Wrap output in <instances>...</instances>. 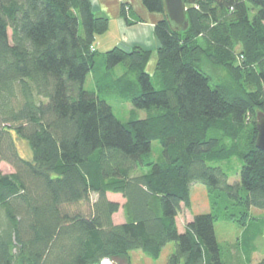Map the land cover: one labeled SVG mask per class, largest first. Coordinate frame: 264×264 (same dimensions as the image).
<instances>
[{
  "label": "trees",
  "instance_id": "16d2710c",
  "mask_svg": "<svg viewBox=\"0 0 264 264\" xmlns=\"http://www.w3.org/2000/svg\"><path fill=\"white\" fill-rule=\"evenodd\" d=\"M184 1L186 30H171L163 15L155 23L150 72L152 53L140 46L91 50L108 19L90 0H0V159L15 169L0 171V264H132L131 251L157 259L169 242L165 264H231L217 220L236 222L251 241V208H264L255 119L264 112V0ZM141 4L162 14V0ZM99 58V90H117L145 117L123 122L85 89ZM233 158L240 179L230 182L223 163ZM196 182L210 209L179 232ZM91 192L97 199L85 208ZM107 192L125 199L121 224Z\"/></svg>",
  "mask_w": 264,
  "mask_h": 264
},
{
  "label": "rangeland",
  "instance_id": "374dc122",
  "mask_svg": "<svg viewBox=\"0 0 264 264\" xmlns=\"http://www.w3.org/2000/svg\"><path fill=\"white\" fill-rule=\"evenodd\" d=\"M9 31V35H10ZM239 49V48H237ZM154 57V56H153ZM100 58L97 60V67L92 70L89 75L87 76V79L85 81V89L90 91H96L100 94V96L104 97L107 102L111 105L113 112L115 116L123 121L126 122L132 118H143L146 115V110L144 109H138L133 107L129 102L125 101L121 95L118 93L117 90L113 88L107 89V91L99 90L97 85V78L96 75L101 73V67H100ZM155 61L150 60V63L147 66V69L149 71H152ZM122 70V67L119 66L115 70V72H119ZM17 144L19 147L20 155H28V149L24 142L17 139ZM162 148L158 141L152 142V150H151V156L152 159L157 160L158 157L161 156ZM241 162L233 158L232 161H227L223 163L224 168L227 169L230 177L229 181L234 182L236 180L240 179L238 168L240 169ZM0 171L3 173H12L15 171L14 167L7 161L0 159ZM110 193V194H109ZM107 198L110 201L117 202L119 204V209L117 212H115L112 215V220L114 224H117V222H121L125 220V212L123 209V204L125 203V199L120 195V193H113V192H107L106 193ZM190 201H191V207L187 209L182 205L181 215L185 217V215L188 216V214L191 215L192 221L194 215L200 214V213H206L209 211V201H208V193L206 186L202 183L196 182L192 183L190 186ZM97 199V194L91 192L89 202L84 203L85 208L89 206L90 204L94 203ZM89 205H88V204ZM251 215L253 217L252 224L250 226H253L255 229V233L251 237L250 242L248 239H245L244 232L246 229H244L242 226L237 224L233 221H227V220H217L215 222V234L217 237V240L221 246V253L224 262L227 263L228 261H231V264H260L263 262L264 264V208H257L252 207L251 208ZM116 222V223H115ZM121 224V223H120ZM257 233V234H256ZM175 250V243L169 242L167 243L162 251L160 256L157 259L151 258L147 255H145L140 250H135L133 253H130V262L132 264H165L168 256ZM239 252H250L251 253V259L248 260L246 263H243L242 258L239 259L240 255ZM232 257V259H231ZM115 263L112 262V264H126L127 258L126 257H114ZM117 259L121 260V262H118Z\"/></svg>",
  "mask_w": 264,
  "mask_h": 264
},
{
  "label": "crops",
  "instance_id": "0c3cea01",
  "mask_svg": "<svg viewBox=\"0 0 264 264\" xmlns=\"http://www.w3.org/2000/svg\"><path fill=\"white\" fill-rule=\"evenodd\" d=\"M90 1L95 16L106 17L108 19L107 31L95 37L93 45L97 51L104 52L114 46L129 50L132 46L137 45L150 50L152 53L150 60L152 59V61H155V52L160 43L154 34V26L155 23L162 18V14L148 12L142 6L141 0ZM124 2H127L130 6V12L126 17L122 14V5ZM138 18H140V20H136ZM127 20L129 22H127ZM181 210L182 208L176 216V224L179 232L184 231L186 224L191 219L190 214H188V216L185 215L186 218H184V216L181 215ZM124 221L117 222V224L123 223ZM130 253H133V251ZM111 261L115 263V259H111ZM117 261L121 262L119 259H117Z\"/></svg>",
  "mask_w": 264,
  "mask_h": 264
},
{
  "label": "water",
  "instance_id": "95a60500",
  "mask_svg": "<svg viewBox=\"0 0 264 264\" xmlns=\"http://www.w3.org/2000/svg\"><path fill=\"white\" fill-rule=\"evenodd\" d=\"M162 15L171 30L184 31L188 27L186 4L184 0H162ZM256 146L264 152V112H256Z\"/></svg>",
  "mask_w": 264,
  "mask_h": 264
},
{
  "label": "built area",
  "instance_id": "2783aa9c",
  "mask_svg": "<svg viewBox=\"0 0 264 264\" xmlns=\"http://www.w3.org/2000/svg\"><path fill=\"white\" fill-rule=\"evenodd\" d=\"M123 4L125 5L126 10L129 9V5L127 2H124ZM90 48H91V50L95 49L93 45ZM101 264H112V261L108 258H103L101 260Z\"/></svg>",
  "mask_w": 264,
  "mask_h": 264
},
{
  "label": "bare ground",
  "instance_id": "6f19581e",
  "mask_svg": "<svg viewBox=\"0 0 264 264\" xmlns=\"http://www.w3.org/2000/svg\"><path fill=\"white\" fill-rule=\"evenodd\" d=\"M213 81V80H212Z\"/></svg>",
  "mask_w": 264,
  "mask_h": 264
}]
</instances>
